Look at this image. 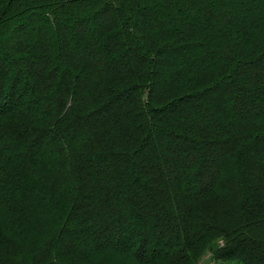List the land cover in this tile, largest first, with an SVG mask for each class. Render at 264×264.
I'll list each match as a JSON object with an SVG mask.
<instances>
[{
    "label": "trees",
    "instance_id": "1",
    "mask_svg": "<svg viewBox=\"0 0 264 264\" xmlns=\"http://www.w3.org/2000/svg\"><path fill=\"white\" fill-rule=\"evenodd\" d=\"M0 107V264H264V0H0Z\"/></svg>",
    "mask_w": 264,
    "mask_h": 264
},
{
    "label": "rangeland",
    "instance_id": "2",
    "mask_svg": "<svg viewBox=\"0 0 264 264\" xmlns=\"http://www.w3.org/2000/svg\"><path fill=\"white\" fill-rule=\"evenodd\" d=\"M68 22L71 24V19L68 20ZM33 23H34V24H35V23H36V24H41L42 21H41L40 19H35V20L33 21ZM39 62H40V61L37 60L35 66L41 65ZM4 67L8 69V68H9V62H6V63L4 64ZM1 110H2V108L0 107V111H1ZM213 261H215V259H214V254H213L212 252H207V253L202 257V259L199 261L198 264H210V263L213 262Z\"/></svg>",
    "mask_w": 264,
    "mask_h": 264
},
{
    "label": "built area",
    "instance_id": "3",
    "mask_svg": "<svg viewBox=\"0 0 264 264\" xmlns=\"http://www.w3.org/2000/svg\"><path fill=\"white\" fill-rule=\"evenodd\" d=\"M221 244H223V243H221ZM210 264H223V263L220 262V261L215 260V261L211 262Z\"/></svg>",
    "mask_w": 264,
    "mask_h": 264
}]
</instances>
